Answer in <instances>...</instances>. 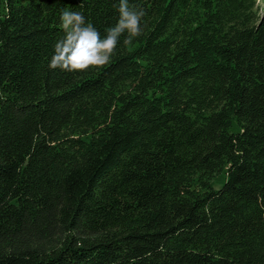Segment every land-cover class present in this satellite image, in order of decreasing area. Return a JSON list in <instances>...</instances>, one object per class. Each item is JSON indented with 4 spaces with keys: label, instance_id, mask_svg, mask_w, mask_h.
Wrapping results in <instances>:
<instances>
[{
    "label": "trees",
    "instance_id": "16d2710c",
    "mask_svg": "<svg viewBox=\"0 0 264 264\" xmlns=\"http://www.w3.org/2000/svg\"><path fill=\"white\" fill-rule=\"evenodd\" d=\"M128 2L143 35L71 73L62 12L119 0H0V264H264V0Z\"/></svg>",
    "mask_w": 264,
    "mask_h": 264
},
{
    "label": "clouds",
    "instance_id": "9594fccd",
    "mask_svg": "<svg viewBox=\"0 0 264 264\" xmlns=\"http://www.w3.org/2000/svg\"><path fill=\"white\" fill-rule=\"evenodd\" d=\"M118 13L117 23L101 36L90 22H86L81 12L64 10L61 14L64 36L54 45L49 68L86 73L107 67L116 55L122 36L125 37L123 44L127 46L144 32L141 23L143 9L130 6L128 0H119Z\"/></svg>",
    "mask_w": 264,
    "mask_h": 264
},
{
    "label": "rangeland",
    "instance_id": "374dc122",
    "mask_svg": "<svg viewBox=\"0 0 264 264\" xmlns=\"http://www.w3.org/2000/svg\"><path fill=\"white\" fill-rule=\"evenodd\" d=\"M224 181H225V176L221 174V175L215 176L212 179L211 184L213 188H219L223 184Z\"/></svg>",
    "mask_w": 264,
    "mask_h": 264
}]
</instances>
